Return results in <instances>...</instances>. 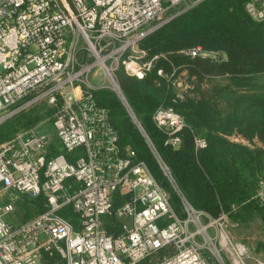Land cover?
Here are the masks:
<instances>
[{
	"label": "built area",
	"instance_id": "2783aa9c",
	"mask_svg": "<svg viewBox=\"0 0 264 264\" xmlns=\"http://www.w3.org/2000/svg\"><path fill=\"white\" fill-rule=\"evenodd\" d=\"M201 1L0 0V127L39 102L51 113L0 144V264H48L49 258L54 264H144L167 247L172 253L155 264H210L204 251L219 264H227L225 256L249 264L248 248L227 231L228 216L212 218L182 195L117 76L120 68L139 79L150 73L160 55L147 59L140 43ZM245 7L264 22V0ZM181 52L217 59L201 46ZM95 67L104 76L101 84L92 75ZM178 71L157 73L183 99L194 86ZM105 88L134 118L181 196L184 216L148 164L121 147L109 111L95 98ZM49 122L62 147L56 153L51 135L38 130ZM153 122L174 147L182 142L179 134L192 129L171 106H159ZM194 136L197 150L207 147L204 137ZM20 196H44L48 208L21 222L15 217Z\"/></svg>",
	"mask_w": 264,
	"mask_h": 264
},
{
	"label": "trees",
	"instance_id": "16d2710c",
	"mask_svg": "<svg viewBox=\"0 0 264 264\" xmlns=\"http://www.w3.org/2000/svg\"><path fill=\"white\" fill-rule=\"evenodd\" d=\"M248 1L202 0L140 43L147 59L160 55L150 73L139 79L120 68L117 76L185 199L212 218L224 213L234 223L248 224L259 218L264 224V81L259 82L264 79V22L249 16L245 7ZM197 46L216 53L217 59L192 58L181 52ZM159 69L168 75L174 69L186 72L194 86L191 94L176 98L173 85L158 75ZM95 98L109 111L121 147L133 149L148 164L169 193L175 210L184 216L181 196L118 95L105 88L98 90ZM161 105L173 107L192 128L179 134V147L166 145V136L153 122V114ZM45 114L51 113L47 110ZM44 115L31 109L14 122L8 121L0 127V144L18 131V125L33 127ZM195 134L206 139V148L196 149ZM24 204L29 206L24 208L25 219L48 208L44 196ZM63 214L69 215L67 211ZM72 220L77 219L73 216ZM257 252L264 257V242L257 245ZM171 253L172 247L164 248L144 264H155ZM55 262L56 258L47 260L48 264Z\"/></svg>",
	"mask_w": 264,
	"mask_h": 264
},
{
	"label": "rangeland",
	"instance_id": "374dc122",
	"mask_svg": "<svg viewBox=\"0 0 264 264\" xmlns=\"http://www.w3.org/2000/svg\"><path fill=\"white\" fill-rule=\"evenodd\" d=\"M92 75H94V77H96V82H98L99 84H101L104 81V78H103L104 76H103L102 71L100 70L99 67L94 68ZM92 79H93V76H92ZM262 81H264V79H259V82H262ZM27 100L28 99H26L25 101H27ZM31 109L40 110L41 112H43V115H44V112H46L47 106H46V104H44V102H39V103H36V104L30 106L29 108L25 109L24 111H29ZM22 113L18 114L17 116L21 115ZM17 116L12 118L10 121L14 122L16 120ZM46 117H48V116L45 114L40 121H42ZM17 128H19L18 130H20V129L24 128V126L18 125ZM51 129H52V131H50V132L52 134L54 132L53 130H55V128H54V125L50 122L45 124L44 126H40L38 128V130L44 131L47 133H49V130H51ZM75 155H77V152L75 153ZM25 200H29V198L27 196H20V199L16 203L17 209L15 212V217L18 218L19 221H21V222H23V220L24 221L26 220L25 217L23 216L24 215V208L29 207L27 204H24V202H22ZM30 208L32 209V207H30ZM32 212L34 213V210ZM104 220L108 221V217H104ZM227 231L235 241L244 244L248 248L249 256H250L249 264H256V261H255L256 258H260V259L264 260L263 255L257 252V245L260 242H264V224L261 221V219L257 218L256 220H254L248 224L234 223V222L230 221V219H229V223L227 224ZM204 254H205V256L208 259L210 264H219L216 261V259L214 258V256H210V254L207 251H204ZM225 260H226L227 264H232V262L226 256H225ZM43 263H44V261L40 260L39 264H43Z\"/></svg>",
	"mask_w": 264,
	"mask_h": 264
},
{
	"label": "crops",
	"instance_id": "0c3cea01",
	"mask_svg": "<svg viewBox=\"0 0 264 264\" xmlns=\"http://www.w3.org/2000/svg\"><path fill=\"white\" fill-rule=\"evenodd\" d=\"M48 125H49V124H48ZM50 131H52V129L49 130V134L51 135V137H52V139H53V146H54V149H55L56 152H57V151H60V150L62 149V147H61V145H60V143H59V140H58V138H57V136H56V132H55V130H53L54 132L51 134ZM22 202H24V201H22ZM23 221H24V220H23Z\"/></svg>",
	"mask_w": 264,
	"mask_h": 264
},
{
	"label": "water",
	"instance_id": "95a60500",
	"mask_svg": "<svg viewBox=\"0 0 264 264\" xmlns=\"http://www.w3.org/2000/svg\"><path fill=\"white\" fill-rule=\"evenodd\" d=\"M134 119V118H133Z\"/></svg>",
	"mask_w": 264,
	"mask_h": 264
}]
</instances>
